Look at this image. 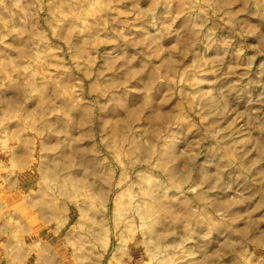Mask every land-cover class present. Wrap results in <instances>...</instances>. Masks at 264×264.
Listing matches in <instances>:
<instances>
[{
    "label": "clouds",
    "instance_id": "1",
    "mask_svg": "<svg viewBox=\"0 0 264 264\" xmlns=\"http://www.w3.org/2000/svg\"><path fill=\"white\" fill-rule=\"evenodd\" d=\"M30 262L264 264V0H0V264Z\"/></svg>",
    "mask_w": 264,
    "mask_h": 264
},
{
    "label": "rangeland",
    "instance_id": "2",
    "mask_svg": "<svg viewBox=\"0 0 264 264\" xmlns=\"http://www.w3.org/2000/svg\"><path fill=\"white\" fill-rule=\"evenodd\" d=\"M255 75H256V72H255V69H254L253 72H252V76L255 77ZM226 79H235V77H226ZM249 91L251 93L255 94L257 89L255 87H252V88L249 89ZM237 127H239V124L237 125Z\"/></svg>",
    "mask_w": 264,
    "mask_h": 264
},
{
    "label": "crops",
    "instance_id": "3",
    "mask_svg": "<svg viewBox=\"0 0 264 264\" xmlns=\"http://www.w3.org/2000/svg\"><path fill=\"white\" fill-rule=\"evenodd\" d=\"M30 264H31V262H30Z\"/></svg>",
    "mask_w": 264,
    "mask_h": 264
}]
</instances>
